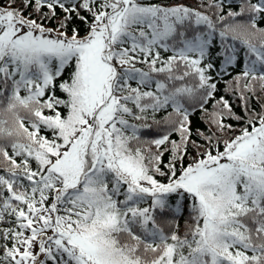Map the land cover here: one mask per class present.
I'll list each match as a JSON object with an SVG mask.
<instances>
[{"label": "snow or ice", "instance_id": "6c2138e0", "mask_svg": "<svg viewBox=\"0 0 264 264\" xmlns=\"http://www.w3.org/2000/svg\"><path fill=\"white\" fill-rule=\"evenodd\" d=\"M226 4L209 0V16L151 0L0 3V264H264V104L250 110L247 95L264 90V0ZM217 34L218 73L238 60L229 38L244 51L245 116L221 97L204 146L190 109L217 91ZM168 109L164 133L134 144ZM226 118L244 127L231 136ZM185 201L192 223L166 233Z\"/></svg>", "mask_w": 264, "mask_h": 264}, {"label": "trees", "instance_id": "16d2710c", "mask_svg": "<svg viewBox=\"0 0 264 264\" xmlns=\"http://www.w3.org/2000/svg\"><path fill=\"white\" fill-rule=\"evenodd\" d=\"M153 3H163L169 6L176 5V4H184L186 6L192 7L194 9H199L205 14L209 16H213L214 9L208 8L207 4L209 0H151ZM243 0H227V4L225 5V13L229 10L228 5H231V9L234 11H239V8L242 4ZM255 2V0H253ZM0 3H3V0H0ZM82 15H88L87 13H82ZM89 22H91V16L88 17ZM247 19V16L238 17L237 21H244ZM231 21H225V23H229ZM260 26L264 27V21L260 22ZM70 27H77L79 29L80 35L84 36L87 34L88 31V25L76 21L73 25H70ZM216 44L213 49V63L216 65V70L212 72V75L214 77V82L217 83V91L214 93V98L210 99L208 103L204 106V109L201 110L199 106L195 107V109H190L191 115H190V121H191V140L196 141V143L207 146V141L205 140L206 136L211 135L213 132H215V128L209 123L208 113L213 112L214 106L219 107L217 105V101L223 97L226 99L229 104L232 107L233 112L237 116H245V110L243 102L240 99V93L237 89V85L234 81V78L240 75V73L243 70V60H244V51L240 47L238 41H233L231 38H229L226 43L234 46L237 48L239 56L238 60L231 66L228 67L227 72H219L222 64V56H217L215 53L223 48V45L221 44L220 37L217 34L216 38ZM162 55L167 56L169 53H162ZM71 72V68L69 67L66 69L64 76L61 79H67L68 75ZM243 82H241L242 84ZM254 87L256 89V95H252L251 93H247L251 97V99L248 102V107L250 110H254L256 112H259L261 110V105L264 104V90H261L260 85L258 82H253ZM135 86V85H134ZM21 95H24L22 92ZM56 95L63 97L64 94L60 92L59 89L56 90ZM4 105L0 104V108H2ZM168 111H171V109H168L167 111H161L155 114V120L160 121L159 125H156L153 122V119L151 115L149 116V119L147 123L152 124V129H141L140 131V141L134 142V144L139 143V145L143 148L149 147L148 144L144 143L145 141H150L155 138H159L160 135H162L166 129V125L164 124V117L167 116ZM20 115L24 116L26 113L21 110ZM4 119H7L9 121L8 125H5V127L11 126V114H5ZM131 123L140 124V121H130ZM225 123L232 125V128L235 129L233 132H229V135L234 136L239 133V130L244 127L245 122L243 120L237 121L235 119L226 118ZM202 133L203 135H200ZM44 134V133H42ZM170 140H174L179 143L180 136L179 133L173 132L170 136ZM0 143H6V141H0ZM222 144H221V150H222ZM9 152L11 153V149L9 147ZM151 150L156 151V148L154 145H151ZM196 155L195 148L192 147L191 143H189L188 147V153L184 157L183 163L185 166L192 163V157ZM170 158V153L165 152L163 156V162L166 164ZM17 162H19V157L16 158ZM4 162L2 158H0V175H4L3 165ZM33 166H35L33 164ZM179 167V162L177 164ZM166 170V169H165ZM157 179L167 181L166 177H157ZM173 199H175L173 197ZM185 207L182 211V213L177 214L173 216L172 214H168L167 222L162 224V227L164 228L165 232L168 233L172 229H177L178 233L180 235H183L185 231L188 229L189 225L192 223V218L189 214V208L187 206V201L184 202ZM146 206V205H144Z\"/></svg>", "mask_w": 264, "mask_h": 264}]
</instances>
